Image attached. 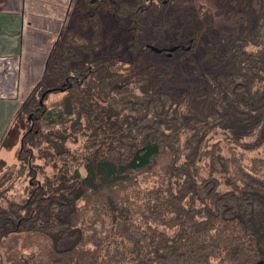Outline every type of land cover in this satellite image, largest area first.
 <instances>
[{
  "label": "trees",
  "instance_id": "obj_1",
  "mask_svg": "<svg viewBox=\"0 0 264 264\" xmlns=\"http://www.w3.org/2000/svg\"><path fill=\"white\" fill-rule=\"evenodd\" d=\"M107 1L117 34L102 2L75 0L20 104L24 160L37 146L54 171L0 197V243L37 245L15 264H264V11L218 29L198 16L171 51L142 36L156 0Z\"/></svg>",
  "mask_w": 264,
  "mask_h": 264
},
{
  "label": "rangeland",
  "instance_id": "obj_2",
  "mask_svg": "<svg viewBox=\"0 0 264 264\" xmlns=\"http://www.w3.org/2000/svg\"><path fill=\"white\" fill-rule=\"evenodd\" d=\"M222 1L223 0H156L155 5L153 7L149 6L150 8L144 12V23L141 24L143 25L142 36L150 45H159L170 49L173 48L172 44L182 42L181 35L184 29L189 25L199 23V19H201L200 23L206 28L215 24L218 29L225 25L234 26L239 23L238 21L242 22L244 15L247 21H251L252 23V19L257 18L264 11V0H233L232 2L229 1L226 5L222 4ZM67 2L41 0L40 9L38 8L39 10L35 11V13H40L39 16L36 15L38 19L49 18V23H51L52 20L51 25L41 24V26L37 25L34 27L36 32L34 31L33 33V35L35 34L37 37L36 42L40 40L42 42V49L37 52L41 55V61H46L45 65L48 63L50 54L54 49L55 41L60 37V34L67 25L69 15L75 5V0H69L68 5ZM94 2L100 4L102 0H94ZM103 4L105 7L109 8L106 13L101 11L103 13V18L105 17V22L108 21V27H114L117 34L116 27L122 23H119L118 20L121 16H117L114 9L120 4L117 2L111 5L107 0L105 3L102 2L101 5ZM198 16H200L199 19H197ZM27 18H34L32 10H27ZM126 19L127 18L124 19L123 25L128 26ZM122 28L123 27L120 26V29ZM30 30L33 32V29ZM145 56L147 58L151 57V59L153 57V62L157 57L156 55L151 56V53H147ZM161 58L162 57H160V59ZM178 61L182 60L178 59ZM179 64L180 63H176V65ZM43 89V86L38 87L33 95H40ZM32 90H30V92ZM30 92L25 99L30 95ZM56 97L57 96L51 95L48 104H51ZM6 109V111H4L3 108L0 113V148L5 145L7 150L1 148L3 150L0 149V154L2 157L6 158L9 163H12L14 157L17 156V162L11 165L0 162V189H5L4 194L0 191V197H14L15 199H19L27 195L26 189L29 188L28 184L30 182L43 181L42 179L45 175H52L54 163L51 158H46V152H40L37 146L28 148V150L26 149V152H29V156L26 161L24 160L25 152L23 154L21 153L20 141L26 131L33 128L32 124L29 125V129L26 126L28 113H26L24 108L21 109L15 121L13 120L9 124L10 127L14 122V128L12 130L14 133L9 135L8 140L5 142L2 141L5 128L8 126L7 124L11 121L13 116V113L11 114L12 111H8L9 108ZM24 125L25 127L23 128ZM12 136L14 137L13 141L11 139ZM82 141L83 138L80 137L79 141L74 140L68 145L71 148L78 147ZM21 154L23 155V159H18ZM27 166H29V169H27ZM37 250V245L32 243L28 236L15 234L5 241L2 240L0 243V264H15L22 256L27 257L30 253Z\"/></svg>",
  "mask_w": 264,
  "mask_h": 264
},
{
  "label": "crops",
  "instance_id": "obj_3",
  "mask_svg": "<svg viewBox=\"0 0 264 264\" xmlns=\"http://www.w3.org/2000/svg\"><path fill=\"white\" fill-rule=\"evenodd\" d=\"M40 4L41 0H0V113L3 108L4 111L9 108L8 111L13 113L3 137L9 124L15 120L20 104L46 69V61L42 62L37 52L41 51L42 42H36L37 37L33 33L36 30L34 27L51 25L52 20L49 23V18L36 17L40 15L35 13ZM27 10H32L34 18H27Z\"/></svg>",
  "mask_w": 264,
  "mask_h": 264
},
{
  "label": "water",
  "instance_id": "obj_4",
  "mask_svg": "<svg viewBox=\"0 0 264 264\" xmlns=\"http://www.w3.org/2000/svg\"><path fill=\"white\" fill-rule=\"evenodd\" d=\"M176 48H177V47H173V48H170L169 50L172 51V50H175ZM152 49H154V50H156V51H160V50H161V49H159V48H157V47H155V46H153ZM45 94H46V93H44L43 96H44Z\"/></svg>",
  "mask_w": 264,
  "mask_h": 264
},
{
  "label": "flooded vegetation",
  "instance_id": "obj_5",
  "mask_svg": "<svg viewBox=\"0 0 264 264\" xmlns=\"http://www.w3.org/2000/svg\"><path fill=\"white\" fill-rule=\"evenodd\" d=\"M94 1V0H93Z\"/></svg>",
  "mask_w": 264,
  "mask_h": 264
}]
</instances>
